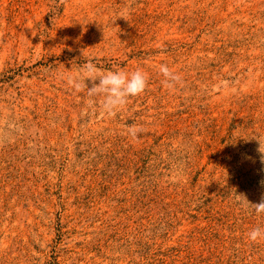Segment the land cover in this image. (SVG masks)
I'll return each mask as SVG.
<instances>
[{
  "label": "rangeland",
  "instance_id": "1",
  "mask_svg": "<svg viewBox=\"0 0 264 264\" xmlns=\"http://www.w3.org/2000/svg\"><path fill=\"white\" fill-rule=\"evenodd\" d=\"M89 58L148 87L109 118ZM259 141L264 0H0V264H264Z\"/></svg>",
  "mask_w": 264,
  "mask_h": 264
},
{
  "label": "clouds",
  "instance_id": "2",
  "mask_svg": "<svg viewBox=\"0 0 264 264\" xmlns=\"http://www.w3.org/2000/svg\"><path fill=\"white\" fill-rule=\"evenodd\" d=\"M120 17L125 18L124 16ZM159 72L163 75V84L168 89H174L183 82L182 76L166 64L159 66ZM86 81L91 82V87L88 86ZM148 81V73L140 68L132 72H126L124 70H103L91 58L79 66L76 75L67 77L68 84L76 92L86 89L89 98L99 97V109L103 115L109 118L115 117L118 112L123 110L128 104L130 97L141 95L148 87ZM94 106V100L89 99L88 107L91 108ZM143 131L145 129L136 124L127 128V133L133 139H137L138 135ZM259 145L258 152L261 154V162L264 163V143L259 141ZM242 198L243 203L251 208L254 213H264V196L261 197L258 204H250L246 198L243 196ZM247 235L253 242L264 240V227H254Z\"/></svg>",
  "mask_w": 264,
  "mask_h": 264
}]
</instances>
